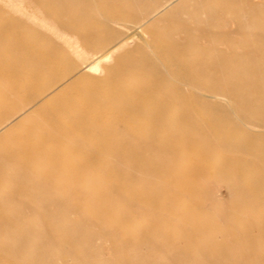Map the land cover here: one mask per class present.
Segmentation results:
<instances>
[{"label":"rangeland","instance_id":"rangeland-1","mask_svg":"<svg viewBox=\"0 0 264 264\" xmlns=\"http://www.w3.org/2000/svg\"><path fill=\"white\" fill-rule=\"evenodd\" d=\"M9 24L18 30L0 39L9 71L0 78V264H264V0H0V28ZM36 50L40 63L29 58ZM237 68L252 95L235 84ZM140 98L165 127L130 112ZM60 100L74 131L43 144L30 125L56 122ZM138 129L194 135L192 156L154 148L167 172L153 175L147 150L127 140ZM184 183L195 191L177 192Z\"/></svg>","mask_w":264,"mask_h":264},{"label":"bare ground","instance_id":"bare-ground-1","mask_svg":"<svg viewBox=\"0 0 264 264\" xmlns=\"http://www.w3.org/2000/svg\"><path fill=\"white\" fill-rule=\"evenodd\" d=\"M145 20V19H144ZM150 20V19H148ZM20 27V26H19ZM16 28L17 25H12L9 24L7 26H4L3 28H0V39L3 40V37H7L10 35H14L16 33ZM18 30V28H17ZM1 44V43H0ZM106 56V51L101 53L98 56V59H102L103 57ZM29 58L34 62V63H40L43 61L44 57L42 56V53L40 50H36V51H31L29 53ZM238 67V65H237ZM90 69H94V66L92 65L90 67ZM220 67L218 66L216 68V71H219ZM237 71L239 72V78L235 81V84H239L241 85H246L248 92L254 93L256 91V88L254 86H252L248 81H246L245 77L243 76V74L241 73L242 71H240L237 68ZM120 73V72H119ZM126 73V72H124ZM9 74V71L7 68H2L0 69V78L3 77H7ZM118 78L116 79V84L117 86L120 87H124L127 84L126 80L127 77L124 74H117ZM115 79V78H114ZM113 80V79H112ZM227 80V79H226ZM114 81V80H113ZM116 86V85H115ZM234 88V87H233ZM123 89V88H122ZM96 90V89H95ZM91 91H89L88 93H90ZM142 93L144 96L150 95L153 93V90L151 88H145L142 90ZM89 95V94H88ZM252 95V94H251ZM143 96V97H144ZM127 97V96H126ZM129 97V95H128ZM150 98V97H147ZM144 99V98H143ZM139 100V99H138ZM141 100V98H140ZM95 101V100H93ZM129 102V101H128ZM30 104L29 102H26L22 105L21 108H19V116L20 115H25L24 112L26 111V107ZM125 104V103H124ZM128 109L130 110V112L133 113H140L142 111H145L148 114H153L152 116H154L155 114H157V110L154 109V111L152 110V104L146 100V102L144 100L141 101H130L128 104ZM78 107V106H77ZM84 107L83 109H87L88 104L87 105H82L81 108ZM71 104H68L67 101L63 100V101H57L56 104L54 105L53 108V115L56 119V122H54L52 125L50 124H45L40 117H38L37 119H34V121L32 122V125H30L38 134H40V136H42L41 139V143L43 144H47V145H51V144H58L60 141L64 140V139H70L71 135L73 133V129H69V128H65V124L62 121L64 114H66L67 112H69V110L71 109ZM76 108V107H75ZM28 109V108H27ZM85 109V110H86ZM77 110V109H76ZM75 110V112H76ZM81 109H79L80 111ZM153 111V112H152ZM129 112V113H130ZM152 112V113H151ZM135 115V114H134ZM133 116V115H132ZM159 118L160 115H155V118ZM27 117V116H26ZM42 117V116H41ZM84 119L81 118H77V125L78 126H85V123L83 121ZM32 121V120H29ZM103 124V123H101ZM174 125V124H173ZM158 126L160 127H165V122L159 118V122H158ZM74 128V127H73ZM144 132H146L145 130H134L131 131L130 135L127 136V140L132 142L133 144H135V147L139 148V149H145L147 150L146 153L142 154L143 158L145 159V164L147 165V169L149 170L148 172L153 174V175H163L165 174L167 171V169H165L164 167H161L158 163L159 161H157V157L155 154H153V150L154 148L157 147H164L167 151V154L171 157H186V156H192L191 153V145L194 143V135H191L188 138H181L180 140H175V138H165V139H158L159 135L154 132L148 131L146 134H144ZM152 132V133H151ZM145 136V138H144ZM161 138V137H160ZM88 140V138H84L80 140V142L83 144ZM29 141V140H28ZM66 141V140H65ZM31 143L28 144L29 150L32 151H36L37 148L33 147L32 143H36L39 142V139L36 138H31ZM131 143V144H132ZM110 144L115 147V149L120 150L121 149V143L117 142V141H111ZM236 148H240L241 145H234ZM47 149H49V146H47ZM48 152V150H47ZM219 155V154H218ZM221 155V154H220ZM221 157V156H220ZM223 158V157H222ZM19 159L21 160V162H23L25 165H28L31 162V159H33L32 157L26 158L25 156V152L22 155H19ZM191 185H193L191 183ZM187 183L184 184H180V186L177 188V192H185V193H189L195 191L192 189L194 188L193 186H191ZM237 186L241 189V190H249V185L245 184V183H238L237 182ZM31 191H24V195H29L32 194L30 193ZM177 196V193L172 191V190H166L163 192V198H165L166 200H174ZM157 198L154 200V202H157ZM152 202V201H151ZM174 203V202H173ZM116 203H109V205H107L106 208H104V214L105 216L110 215V209L115 207ZM197 231H194V233L196 234ZM261 233L262 235L264 234V225L261 228ZM180 235V234H179ZM187 237L189 238V235L186 233ZM191 238V237H190ZM240 241L242 240V242H248V244L250 245H256L258 238L256 237H252L250 235H244L239 237ZM250 247V246H249Z\"/></svg>","mask_w":264,"mask_h":264}]
</instances>
